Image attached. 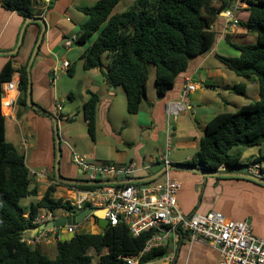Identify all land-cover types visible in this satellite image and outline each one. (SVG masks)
Wrapping results in <instances>:
<instances>
[{"label": "trees", "instance_id": "16d2710c", "mask_svg": "<svg viewBox=\"0 0 264 264\" xmlns=\"http://www.w3.org/2000/svg\"><path fill=\"white\" fill-rule=\"evenodd\" d=\"M120 1L97 0L94 6L81 8L89 16V21L82 26L77 44H85L89 37L97 34L84 53V69L101 68L102 56L108 52L110 63L105 73L106 81L125 88L127 111L137 114L147 102L144 94L147 92L150 66L156 68L157 95L163 98L174 87L177 76L187 71L191 59L211 50L216 40L212 24L218 13L231 6V0H135L129 10L112 15ZM0 3L4 9L17 12L25 19L42 12V0H0ZM243 3L240 12L249 16L241 24L256 34L257 40L254 44L238 45L227 36V41L240 54H216V57L238 77H256L259 99L241 106L236 112H222L209 120L199 149L183 165H201L211 172L224 166L226 171H230L244 166L241 152L231 153V149L264 143V0H244ZM52 6L53 2L48 5L49 8ZM28 62L19 69L21 82L17 105L31 109L27 104ZM68 71L71 75L72 69ZM13 72L12 61H8L0 73V264H93L90 251L99 257L100 264H127L120 257L138 255L153 231H145L135 237L123 223L115 227L109 225L97 234L81 231L55 245V258H51L40 246L31 247L22 242L24 231L37 226L33 220L41 210L72 208L69 201L51 197L58 187L95 190L100 186L56 183L36 204L28 208L21 205L23 198L37 196L39 189L33 185L34 176L26 164L25 153L6 139L7 117L1 109L2 85L11 80ZM235 91L244 93V84L235 86ZM99 102V95L89 91V98L83 106L88 132L93 139L97 131ZM257 161H264V155ZM26 214L28 217H25ZM184 240L181 236L178 246ZM167 255L168 247L154 249L141 261L151 262Z\"/></svg>", "mask_w": 264, "mask_h": 264}, {"label": "crops", "instance_id": "0c3cea01", "mask_svg": "<svg viewBox=\"0 0 264 264\" xmlns=\"http://www.w3.org/2000/svg\"><path fill=\"white\" fill-rule=\"evenodd\" d=\"M95 1L44 0L46 5L42 2L40 9L45 10L43 18L47 30L31 68V97L37 106L58 119L61 130L59 165L62 176L79 181L84 179L81 169L72 161L73 151L85 156L91 163L103 160L114 161L115 159L114 145L110 141L98 140L97 131L93 139L88 132L85 117L82 122L71 125L72 128H65L67 124L71 123L67 121L75 119L74 116L77 113L83 111L84 114V103L89 98V91H92L100 97L97 120L98 117L101 119L100 129L104 130L107 138L115 140L121 146L127 145L128 140L124 134L127 129H135V142H132L133 146L130 148L133 157L130 158L129 149L123 147L121 155L117 156L119 157L117 163L137 162L142 168L132 178H146L164 167V165H159L158 171L151 172L150 169H143L148 165L144 151L149 142H159L161 134L165 132L167 135V131L170 130L171 134L176 135L178 143L187 145V141L193 139V145H191L195 147L198 142L200 143L204 134L202 131L204 132L205 129L185 128L184 124L180 122V116L174 117L173 123H171L170 116L166 111L167 104L171 101L181 100L182 89L187 80L198 84L196 91L188 97L192 107L194 104L206 101V93L201 83L208 71L212 74L217 69H221L219 66L222 63L217 59L216 54L226 56L240 54L239 50L227 41V36L233 44L238 45L256 41L257 37L241 24L248 20V13H239L240 24L237 26L228 24L223 14L225 10L218 13L212 24V29L216 32V40L211 50L191 59L187 71L177 76L174 87L167 92L165 97H157L143 105L139 113L136 114L138 117L133 125L132 118H124L121 121L113 118L116 87L113 88L105 79L94 75V70L83 69L82 59L85 53L83 51L86 47L74 50L73 46L70 48L64 46L65 39L79 35L82 26L89 21V16L81 8L94 6ZM51 2H53V6L49 8L48 5ZM25 20V17L19 13L4 9L0 3V53L15 50ZM40 31L41 26L37 23H29L26 26L18 53L14 55L0 54V73L5 64L12 61L14 72L20 74L19 69L29 61ZM69 56L71 60L68 59ZM69 68L72 69L71 75L68 71ZM221 75L227 82V74L222 71ZM209 87L215 88L216 86ZM59 105L60 111L57 109ZM18 112L21 114L20 117ZM186 114L187 112H184L185 116ZM213 117L209 118L207 122ZM7 118L10 119L11 125L6 119V139L25 153L26 164L34 176L33 185L39 189L38 202L48 188L55 184L54 180L57 181L55 175L57 147L53 122L32 109L20 108L18 105L15 116ZM24 140H27V148L23 147ZM263 144L247 147L245 152H241L242 160L250 158L248 162L243 163L244 165L259 162L264 168V161H257L261 155H264ZM118 150L116 149V151ZM159 155L150 157V162H153V157ZM191 159L190 156H186L185 159L178 160L185 163ZM183 163L171 162V164L182 165ZM42 169H47L48 172L44 181L39 183L35 174ZM235 173L245 174L243 170ZM167 176L181 182L178 205L183 213L189 215L194 212L206 214L213 210L218 211L232 220L248 221L254 234L264 238V185L238 177H205L189 170L174 172L168 170L156 180L138 183L141 185L162 184ZM67 188L66 186L58 187L55 197L60 194L59 190L63 191L61 194L68 193ZM181 243L173 264H218L219 254L212 245L200 240L191 242L187 238ZM41 248L46 253L50 251V246H41Z\"/></svg>", "mask_w": 264, "mask_h": 264}, {"label": "built area", "instance_id": "2783aa9c", "mask_svg": "<svg viewBox=\"0 0 264 264\" xmlns=\"http://www.w3.org/2000/svg\"><path fill=\"white\" fill-rule=\"evenodd\" d=\"M244 0H231V6L223 12L228 24L237 26L240 24L239 13L243 8ZM42 2L46 5L44 0ZM46 7V6H45ZM44 16V13L38 15ZM78 39L74 35L65 39L64 46L69 48ZM21 74L14 72L10 81L3 83V97L1 100L2 113L6 117H14L19 98V84ZM198 84L186 81L182 89L181 100L171 101L167 104L166 111L169 116L177 117L182 112L193 109L188 97L196 91ZM60 111V105L57 107ZM171 131H167L170 140ZM23 147L27 148V140L23 141ZM170 147L167 153L153 158V163L143 169L149 170L154 165L168 166ZM73 163L81 169L84 178L89 182L116 181L135 176L142 168L137 162L115 165L111 163H91L85 156L73 151ZM157 163V164H154ZM202 169L203 166L197 165ZM245 174L264 180V168L259 162L246 164L242 167ZM220 172L226 168L221 166ZM47 169L35 174L37 182L41 183L46 178ZM103 184L95 190H81L75 187L67 188L65 195L54 194L55 199L62 198L69 201L72 208L65 210V217L76 215L87 207L104 209L109 225L115 227L123 223L130 232L138 237L145 231H153L147 240L144 249L134 256L120 257L127 264H171L175 259L180 237L193 242L204 241L212 245L219 254L218 264H264V238L254 234L248 221L232 220L218 211H210L206 214L194 212L183 213L178 205V194L181 190V182L167 176L162 184H150L143 186L139 183ZM55 217L50 212L39 216L36 222L52 220ZM93 219L95 227L98 226L92 215L80 224L65 225L63 227L50 228L42 231L33 238H23L22 242L30 246L55 245L60 241L69 239L78 230ZM96 224V225H95ZM88 225V224H87ZM99 227V226H98ZM96 233V232H94ZM68 236V238H66ZM169 248V255L151 262H142L143 256L154 249Z\"/></svg>", "mask_w": 264, "mask_h": 264}, {"label": "rangeland", "instance_id": "374dc122", "mask_svg": "<svg viewBox=\"0 0 264 264\" xmlns=\"http://www.w3.org/2000/svg\"><path fill=\"white\" fill-rule=\"evenodd\" d=\"M97 0L95 1L94 5L96 4ZM135 0H121L113 9L112 11V15L115 14H120L126 10H129L133 4H134ZM97 34L89 37L86 41L85 44H77L75 43L73 45V49H79V48H83L86 47L85 50L83 52L86 51V49L93 43V41L96 39ZM256 41H250L249 44H254ZM69 60L70 56L68 57ZM83 65H84V55H83ZM102 67L101 68H97L96 70L94 69V75L100 77V79H105V73L107 72L108 68H109V63H110V54L108 52L104 53L102 56ZM221 69H217L215 73H210V71L207 72V75L205 76V79H202L203 82L201 83V86L203 87L205 93H206V101L201 102L200 104H194V109H192L191 111H189L186 116L184 115V112H182L178 117L180 118V122L182 124H184L185 128H190L192 127V129H205L206 128V124H207V120L209 118H211L212 116H216L219 113L222 112H236L241 106L249 104L251 102H255L256 100L259 99V95H258V91H259V84L256 80V77L253 79H245V78H241L238 77L235 73H233L232 71L228 70L227 68H225V66L223 64H220ZM84 69V66H83ZM224 72L225 74H227V82H225L226 80L223 79L221 72ZM155 75H156V68L154 65L150 66V75H149V80L147 81V99L148 101L145 102L143 105H146V103H149V100L152 99H156L158 97L157 95V90H156V86H155ZM238 84H244L245 86V92L244 93H238L237 91H235V86H237ZM209 86H216L215 88L213 87H209ZM112 87H116L117 89V93L115 95V112H114V120H119L121 121L124 118H132V122L134 125L135 119L136 117H138V115L136 114H129L127 111V97H126V91L125 88L122 85H118V86H114L112 85ZM216 103H218L216 105ZM142 105V106H143ZM112 115V114H111ZM75 119L71 120L69 119V121L67 122H71L69 124L66 125V129L67 128H72L71 125L76 124V123H80L83 121L84 118V114L83 111H80L79 113H77L74 116ZM8 119V123L9 125H11V121L9 118ZM100 118L98 117L97 123H98V127H97V139L101 140L103 142H107L110 141L113 145H114V153H115V159L114 161H109V160H103V161H95V164H103V163H111V164H115V165H120L118 162V155H121V149L123 151V147H126L127 149H129V153L128 155L130 156V158L133 157V152L130 148H132L133 145L132 142H135V129H127V131L125 132L124 136L125 138H127L128 140V144H124V145H119L115 140H111L110 138H107L106 135L104 134V130L100 129ZM174 117L170 116V121L171 123H173ZM131 123V122H130ZM132 125V126H133ZM59 130H60V126H59ZM202 133H204L202 131ZM199 132V134H202ZM60 137H61V130H60ZM193 139H190L189 141H187V145L183 144L181 145L180 143H178V140L176 139V135L175 134H171L170 135V140L168 139L167 135L165 132H163L161 134L160 140L157 143H148L147 148L145 149V153L144 155L147 158V164H152L153 162H150V157L154 156V155H158V154H166L167 153V146L170 147V151L168 153V160L172 163H183L184 161H179L178 159H185L186 156H190L191 158L194 157L195 153L197 152V150L199 149V142L196 144L195 147H193ZM192 144V145H191ZM192 146V147H191ZM264 147V144H263ZM116 149H119L118 151H116ZM248 148L247 147H243V146H236L233 149H231V153H237V152H245ZM116 151V152H115ZM158 157V156H155ZM153 157V158H155ZM178 160V161H177ZM250 160V158L245 159L243 158L242 162L246 163ZM122 164V163H121ZM157 164V163H154ZM160 168L159 165H154L153 167L150 168V172L151 171H158ZM243 169L242 167L240 168H235L233 169V171L235 172H241ZM174 171H181L178 169H172L171 172ZM143 186H146V184H144ZM60 194L63 193V191L59 190ZM64 195V194H62ZM21 205L28 208L30 207L31 204H35L37 203V196L35 195H31L28 196L26 198H23L21 200ZM41 213L46 214L45 210H42ZM53 216L54 217H61L64 213L65 210L64 208H55L53 211ZM94 221L93 219H91V221H89L84 227H82L80 230H78V232L81 231H89V232H96V233H100L101 229L97 226L95 227L94 224H92ZM96 225V224H95ZM31 237V234L29 235ZM73 235L69 236L72 237ZM68 238V236L66 237ZM44 246V245H41ZM51 258H55L56 256V250H55V245L50 246V251L47 253ZM90 254L93 255V264H100V259L99 257L94 254L93 251H90Z\"/></svg>", "mask_w": 264, "mask_h": 264}, {"label": "water", "instance_id": "95a60500", "mask_svg": "<svg viewBox=\"0 0 264 264\" xmlns=\"http://www.w3.org/2000/svg\"><path fill=\"white\" fill-rule=\"evenodd\" d=\"M29 23H37L41 26V31L38 37V41L35 45L34 51L29 59L28 65H27V73H28V90H27V104L28 106L33 109L34 111H36L37 113L48 117L49 119H51V121L53 122V128H54V132H55V139H56V150H57V159H56V165H55V175H56V179L59 183H63L66 185H75V186H81V185H103V184H115V185H119V184H130V183H138V182H150L153 180L158 179L163 173L167 172L168 170H172V169H181V170H189V171H193L196 173H199L205 177H209V176H217V177H238V178H244V179H248L251 180L253 182H257L259 184L264 185V180L255 178L251 175L248 174H242V173H235V172H220V171H216V172H211V171H207L204 168L203 169H199L197 167H191V166H187V165H182V164H170L168 166H164L160 171H158L157 173L146 177V178H129V179H122V180H117V181H104V182H86V181H79V180H73V179H68L64 176L61 175L60 173V165H59V161H60V157H61V149H60V144H61V137H60V130H59V122L56 116L52 115L51 113L47 112L46 110H44L43 108L37 106L33 100H32V76H31V68H32V64L35 60L36 54L38 52V49L43 41V36L44 33L47 30V26H46V22L42 17H37V16H29L26 18L24 25L21 29L20 35H19V40H18V44L15 48L14 51H10V52H5V53H0V54H5V55H14L16 53H18V50L22 44V40H23V36H24V32L26 29V26ZM144 99L147 100V95L144 94ZM89 215H93L96 219H97V223L99 225V227L101 228L102 231H104L108 226H109V222L108 219L106 218V211L104 209H96L94 207H87L86 209H84L83 211H81L80 213H78L77 215H71L68 217H59L56 218L52 221H47L45 223H42L34 228H28L24 231V233H30L32 237H34L35 234H38L40 232H42L43 230L49 229V228H56V227H62L64 225L67 224H78L83 222Z\"/></svg>", "mask_w": 264, "mask_h": 264}, {"label": "clouds", "instance_id": "9594fccd", "mask_svg": "<svg viewBox=\"0 0 264 264\" xmlns=\"http://www.w3.org/2000/svg\"><path fill=\"white\" fill-rule=\"evenodd\" d=\"M46 7H47V6H46ZM44 11H45V10H42L41 13H44ZM41 13H40V14H41ZM40 14H38V15H40ZM38 15H35V16L40 17V16H38ZM43 17H44V16H43ZM43 17H42V18H43ZM43 19H44V18H43ZM73 36H74V35H73ZM77 36H78V35H77ZM69 38H70V37H69ZM67 39H68V38H67ZM76 43H77V41H76ZM74 44H75V43H74ZM74 44H73V45H74ZM73 45H72V46H73ZM66 48H67V47H66ZM69 48H70V47H69ZM19 72H20V71H19ZM13 73H14V72H13ZM13 73H12V75H13ZM20 74H21V73H20ZM193 109H194V107H193ZM187 113H188V112H187ZM196 167H197V166H196ZM197 168H198V167H197ZM199 169H200V168H199ZM202 169H203V168H202ZM225 172H226V171H225ZM129 178H132V177H129ZM129 178H125V179H129ZM120 180H122V179H120ZM116 181H117V180H116ZM86 182H89V181L86 180ZM56 183H59V182H58V181H55V184H56ZM62 184H63V183H62ZM130 184H131V183H130ZM119 185H120V184H119ZM71 186H75V185H71ZM98 186H99V185H98ZM68 188H71V187H68ZM56 192H57V190H56ZM54 194H55V192L51 193V197H52L53 199H55V198H54ZM85 209H86V208H85ZM64 210H66V209H64ZM83 210H84V209H83ZM83 210H82V211H83ZM41 211H42V210H41ZM45 211H46V214H48V213H50V212L52 213V211H48V210H45ZM80 212H81V211H80ZM80 212H79V213H80ZM46 214H43V213L40 212V214H39L37 217L42 216V215H46ZM52 214H53V213H52ZM77 214H78V213H77ZM77 214H76V215H77ZM62 216H64V215H62ZM62 216H61V217H62ZM89 216H90V215H89ZM92 216H93V215H92ZM25 217H28V214L25 215ZM37 217H35L34 220H33V223L37 224V226L40 225V224H42V223H45V222H47V221H52V220H54V219H56V218H59V217H55V218L52 219V220H45V221H43V222H36L35 219H36ZM64 217H65V216H64ZM93 217H94V216H93ZM87 218H88V217H87ZM87 218H86V219H87ZM86 219H85V220H86ZM95 219H96V218H95ZM85 220H84V221H85ZM84 221H83V222H84ZM96 221H97V219H96ZM83 222H81V223H83ZM78 224H80V223H78ZM97 224H98V223H97ZM68 225H69V224H68ZM64 226H65V225H64ZM98 226H99V225H98ZM62 227H63V226H62ZM99 228H100V227H99ZM49 229H50V228H49ZM100 229H101V228H100ZM43 231H44V230H43ZM101 231H102V230H101ZM40 233H41V232H40ZM77 233H78V232H77ZM24 234H25V236H24L23 238H33L32 236H31V237L29 236L30 233H24ZM38 234H39V233H38ZM94 234H97V233H94ZM36 235H37V234H35L34 236H36ZM72 237H73V236H72ZM23 238H22V239H23ZM70 238H71V237H70ZM70 238H69V239H70ZM66 240H67V239H66ZM26 244H27V243H26ZM55 245H56V244H55ZM29 246H30V245H29ZM44 246H52V245H44ZM31 247H33V246H31ZM40 247H41V245H40Z\"/></svg>", "mask_w": 264, "mask_h": 264}, {"label": "flooded vegetation", "instance_id": "af4514ba", "mask_svg": "<svg viewBox=\"0 0 264 264\" xmlns=\"http://www.w3.org/2000/svg\"><path fill=\"white\" fill-rule=\"evenodd\" d=\"M80 181H86V179L84 178L83 180H80Z\"/></svg>", "mask_w": 264, "mask_h": 264}]
</instances>
